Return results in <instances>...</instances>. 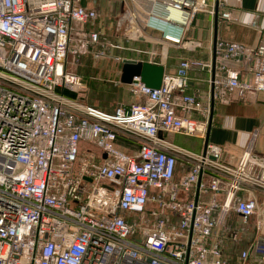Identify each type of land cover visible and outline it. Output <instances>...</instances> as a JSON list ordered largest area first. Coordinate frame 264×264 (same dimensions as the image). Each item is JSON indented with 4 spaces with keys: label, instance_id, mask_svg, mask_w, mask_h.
Listing matches in <instances>:
<instances>
[{
    "label": "built area",
    "instance_id": "obj_1",
    "mask_svg": "<svg viewBox=\"0 0 264 264\" xmlns=\"http://www.w3.org/2000/svg\"><path fill=\"white\" fill-rule=\"evenodd\" d=\"M124 1L134 6L131 20L139 7L147 11L142 31L190 51L201 47L184 40L197 13L237 20L219 12L222 0ZM97 19L81 0H0V264H233L224 242L238 243L245 229L229 218L247 225L258 211L255 192L264 193L251 167L257 133L236 167L223 163L217 145L195 152L168 135L206 140L212 109L187 94L193 70L209 72L210 101L264 94V44L217 40L214 77L211 61L182 59L160 89L136 78L129 86L139 102L107 112L85 101L82 77L68 68L100 45V34L84 29ZM141 29L127 23L124 38L139 39ZM166 54L150 51L148 62ZM252 248L242 261L264 264V237Z\"/></svg>",
    "mask_w": 264,
    "mask_h": 264
},
{
    "label": "crops",
    "instance_id": "obj_2",
    "mask_svg": "<svg viewBox=\"0 0 264 264\" xmlns=\"http://www.w3.org/2000/svg\"><path fill=\"white\" fill-rule=\"evenodd\" d=\"M207 1L210 4L212 2V0ZM222 1L224 5L219 9V12H232L237 20L234 22H228L218 16L217 34L215 36V19L213 20L208 13H197L186 27L184 40L185 42H198L201 44V47L190 51L185 49L183 45L171 43L177 48L179 47L182 49L184 53L183 55L186 57L176 59V57L167 56V61L165 63L163 61L156 60V63L165 66L166 73H175L182 59H195L205 62L211 61L213 63L214 56L212 51L215 46V37H217V40L238 43L248 47H254L261 43L264 44V0ZM81 3L84 7L94 9L97 12V20L100 24L107 23L110 26H115L116 23L126 26L127 23H129L131 28L138 26V28L141 29L142 26H144L143 22L147 15V11L144 8L139 7V20L136 21L133 19L131 20V18L129 19V15L134 9V6L131 2L124 0H81ZM172 13H170V17ZM140 35L141 36L137 40L127 41H129V43L137 42L139 45L146 46L147 44L157 45L159 42H162L161 35L156 32H145L141 29ZM127 50L132 51V48L129 47ZM150 50H155V47L153 46ZM138 52L141 53V51ZM127 59L137 61L149 60L146 58L140 59L135 57ZM238 68L242 71L246 69L243 65ZM211 90L209 72L193 70L189 73L187 94L197 95L198 100L202 103L203 107H207L210 103L212 109V102H214L209 143L221 147V159L223 163L236 167L239 165L244 152L248 149L250 143H252L254 139L253 135L257 133L255 141L253 142L251 167L252 173L255 176L264 177V94L258 95L255 99L249 101L232 100L229 104H224L220 100H209ZM143 101L145 102V100ZM211 114L208 118V122L210 121ZM194 118L200 121L207 120L201 113H195ZM181 137L186 140L190 139L192 142H190L189 146H185L186 144L183 143H173L195 152H202L204 150L205 140L185 136ZM184 174L185 169L179 165L176 171L177 181ZM221 195L223 196V194H220L219 197ZM254 196L258 203V211L254 216H258L260 224L264 225V193L256 191ZM232 216L238 218V220L240 219L239 216L237 217L235 214H232L229 218V226L231 228L238 227L239 230L243 229L242 225L236 226L233 224L234 222L232 219L234 217L232 218ZM259 221L257 223H259ZM260 224L259 226L256 224V226L254 225L252 227L253 229L255 228V234L257 228L259 233V228H261ZM247 230L249 234L251 230ZM219 234H221V232ZM229 234L230 232L226 233V236H229ZM255 236L253 240H250L247 235L246 242H248L247 244L249 246L251 245V248L254 242L258 239V234ZM234 243L235 242L228 237L225 240L223 247L225 256L233 264H262L253 256L248 261L243 262L240 258L241 253L249 250L250 247L247 245V247L243 248L238 240L237 252L235 250L236 245H234Z\"/></svg>",
    "mask_w": 264,
    "mask_h": 264
},
{
    "label": "rangeland",
    "instance_id": "obj_3",
    "mask_svg": "<svg viewBox=\"0 0 264 264\" xmlns=\"http://www.w3.org/2000/svg\"><path fill=\"white\" fill-rule=\"evenodd\" d=\"M80 28L81 26L79 24H73L74 30H79ZM84 29L98 32L101 37L100 45L92 48L88 53L84 54L75 61L73 59H69L68 68L70 71L75 72L82 77L85 86L82 97L85 99V101L103 110L112 111L118 107L137 104L139 102L138 98L131 94L130 86L124 85L120 81L123 59L130 57L148 59L147 54L152 51L150 48L153 46L155 47L154 51H157L158 53H164V51H168V54H166V56H164V54V58L162 57L164 63L167 61V56L174 58L176 57V59L186 57L183 55L184 53L182 49L179 47L177 48L173 44L166 41L159 42L157 45L147 44V46L139 45L137 42L129 43V41L125 40L124 38L126 26L123 24L116 23L115 26H110L107 23L100 24L99 21L96 20L93 24L86 25ZM129 47L132 48V51L127 50ZM137 50L141 51V53ZM94 52L104 53L105 57L97 59L94 56ZM168 139L174 143L177 142L186 144L185 146H189L190 142H192L190 139L186 140L181 136L171 134L168 135ZM88 147H90V145L86 146L84 149L87 150ZM180 196H184L182 191L180 192ZM219 200L220 202H223L224 195H221ZM233 217L234 216H232V218ZM232 221L236 226L242 225V228L246 229L245 231H239V242L243 248L247 247V235L250 240H253L254 236L256 235L254 230L255 228L253 229L252 227L258 224V216L251 218L247 225H243L242 220H238L236 217H234ZM260 227L261 228H259L260 231L258 233V238L264 237V225L260 224ZM247 229L251 230L249 234ZM234 245H236L235 250L238 252V243H234ZM249 247V250L252 252L253 248H251V245Z\"/></svg>",
    "mask_w": 264,
    "mask_h": 264
},
{
    "label": "water",
    "instance_id": "obj_4",
    "mask_svg": "<svg viewBox=\"0 0 264 264\" xmlns=\"http://www.w3.org/2000/svg\"><path fill=\"white\" fill-rule=\"evenodd\" d=\"M218 26V14L215 16V36L217 34ZM217 37H215L216 44ZM222 64H225L230 67H241L242 62L234 61H222ZM216 67V58L213 57V75L215 73L214 69ZM165 66L162 64L150 63L148 61H137L133 59H123L122 60V74H121V83L124 85H131L136 82V78L140 79V82L146 87L151 89H160L163 78L165 75ZM214 77V76H213ZM214 111V102H212V114L208 124V133L205 140L204 150H206L207 145L209 144V135L212 127V118Z\"/></svg>",
    "mask_w": 264,
    "mask_h": 264
},
{
    "label": "bare ground",
    "instance_id": "obj_5",
    "mask_svg": "<svg viewBox=\"0 0 264 264\" xmlns=\"http://www.w3.org/2000/svg\"><path fill=\"white\" fill-rule=\"evenodd\" d=\"M171 17L174 18V19H176V20H179L180 19V15L178 13H176V12L175 13L173 12L171 14ZM167 35L170 36V38H172V40L178 38L176 35H172L170 33H167Z\"/></svg>",
    "mask_w": 264,
    "mask_h": 264
},
{
    "label": "trees",
    "instance_id": "obj_6",
    "mask_svg": "<svg viewBox=\"0 0 264 264\" xmlns=\"http://www.w3.org/2000/svg\"><path fill=\"white\" fill-rule=\"evenodd\" d=\"M67 95H69V96H74V95H72L71 93H67ZM88 104H89V103H88ZM90 105H92V104H90ZM92 106L98 108V107L95 106V105H92ZM98 109H100V108H98ZM101 110H103V109H101ZM114 110H115V109H114ZM114 110H112V111H114ZM103 111H107V110H103ZM112 111H107V112H112ZM229 222H230V220L228 221V224H229ZM230 225H231V224H230Z\"/></svg>",
    "mask_w": 264,
    "mask_h": 264
}]
</instances>
